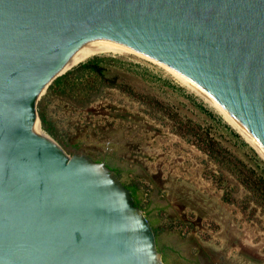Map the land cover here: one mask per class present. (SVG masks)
<instances>
[{"label": "water", "instance_id": "1", "mask_svg": "<svg viewBox=\"0 0 264 264\" xmlns=\"http://www.w3.org/2000/svg\"><path fill=\"white\" fill-rule=\"evenodd\" d=\"M122 44L178 71L264 150V0H0V264H166L116 171L68 153L38 112L73 60Z\"/></svg>", "mask_w": 264, "mask_h": 264}, {"label": "rangeland", "instance_id": "2", "mask_svg": "<svg viewBox=\"0 0 264 264\" xmlns=\"http://www.w3.org/2000/svg\"><path fill=\"white\" fill-rule=\"evenodd\" d=\"M99 56L124 61L107 71L122 87L85 108L52 105L74 154L106 160L138 185L167 264H264V157L164 66Z\"/></svg>", "mask_w": 264, "mask_h": 264}, {"label": "trees", "instance_id": "3", "mask_svg": "<svg viewBox=\"0 0 264 264\" xmlns=\"http://www.w3.org/2000/svg\"><path fill=\"white\" fill-rule=\"evenodd\" d=\"M123 62V60L111 56H94L55 79L48 87L46 93L42 96L38 104L41 126L43 130L58 141L68 153L74 154L78 146L77 144L67 143L63 132L52 115V105L55 101H60L66 102L76 108H85L103 96L107 89L122 87L123 84L118 82L117 76H109L107 71L108 66L117 63L122 64ZM210 145L213 147L212 144ZM215 151L216 150H214V152ZM108 165L116 171L118 176L121 175L122 171L119 167ZM262 179L264 183V178ZM127 186L131 190L136 203L143 208L141 199L137 194L139 189L138 185ZM160 251L163 252L164 260L167 262L166 249L162 250V248H160Z\"/></svg>", "mask_w": 264, "mask_h": 264}, {"label": "bare ground", "instance_id": "4", "mask_svg": "<svg viewBox=\"0 0 264 264\" xmlns=\"http://www.w3.org/2000/svg\"><path fill=\"white\" fill-rule=\"evenodd\" d=\"M109 53H131L135 54L137 56H140L142 58L151 60L153 62H156L162 66H164L167 70H169L171 73H173L177 78H179L184 84H186L188 87H190L192 90L197 92L199 95L204 97V99L209 102L211 105H213L220 113H222L225 118L244 136V138L253 145V147L264 157V150L253 140V138L246 132V130L236 121V119L221 105H219L217 102H215L212 98H210L205 92H203L198 86H196L194 83H192L190 80H188L186 77H184L182 74H180L178 71L174 70L173 68L163 64L162 62L152 58L151 56L147 55L146 53L132 48L127 45H115L112 47L107 48H101L94 50L92 52L86 53L75 60H73L67 67L66 70L69 68H72L73 66H76L77 64L91 58L92 56L96 55H102V54H109ZM37 131L42 132V129H40L39 123L36 127Z\"/></svg>", "mask_w": 264, "mask_h": 264}]
</instances>
